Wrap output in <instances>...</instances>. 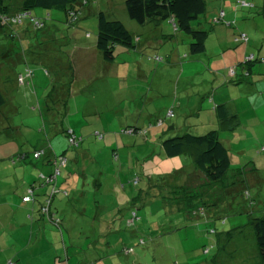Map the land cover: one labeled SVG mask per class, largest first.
Returning <instances> with one entry per match:
<instances>
[{
  "label": "rangeland",
  "instance_id": "obj_1",
  "mask_svg": "<svg viewBox=\"0 0 264 264\" xmlns=\"http://www.w3.org/2000/svg\"><path fill=\"white\" fill-rule=\"evenodd\" d=\"M87 1L77 26H67L63 8H32L43 28L29 18L15 28V38L0 34V78H9L13 104L0 108V197L18 210L32 184L62 171L52 207L61 226L46 217L48 227L37 228L32 240L28 229L20 228V247L0 253V264H264L249 225L252 208L264 207V0H205V14L193 22L208 33L201 54L190 53L191 38L169 21L160 27L159 43L124 50L114 63H106L97 49L98 14L124 23L136 41L140 34L147 37L150 26L129 18L126 0ZM142 57L150 68L145 76L138 64ZM107 68L128 74L112 80ZM29 70L33 77L19 84ZM223 104L236 116L235 125L229 121L223 128L217 121L215 107ZM67 126L83 138L80 149H90L94 161L85 164L86 170L83 162L68 168L59 162L50 169L43 158H34L48 144L52 128L64 136L62 142L49 139L57 155L72 151L63 132ZM128 127L146 130V137L122 134ZM212 130L220 132L230 152L231 171L224 179L228 192L219 203L208 205L206 194L193 200L195 209L178 210L177 201L162 198L159 185L176 169V179L189 173L183 169L192 159L166 157L162 141ZM24 154L28 157L19 160ZM84 172L90 176L81 178ZM74 182L78 189L69 187ZM54 187L34 191L37 217ZM143 189L145 202L133 199ZM246 190L256 206L246 199ZM163 192L173 196L167 186ZM121 203L125 208L132 203L140 220L129 226L128 209L123 226L106 230L100 221L115 216ZM102 241L105 245L95 249ZM124 248L134 253L126 255Z\"/></svg>",
  "mask_w": 264,
  "mask_h": 264
},
{
  "label": "trees",
  "instance_id": "obj_2",
  "mask_svg": "<svg viewBox=\"0 0 264 264\" xmlns=\"http://www.w3.org/2000/svg\"><path fill=\"white\" fill-rule=\"evenodd\" d=\"M16 1L17 0H0V34H6L12 39L15 38L16 35L15 28L20 26L26 19L31 18L30 21L35 23L34 25L37 29L44 27V23L41 20L32 17V8L41 9L44 11L51 10L53 8H63L64 14L66 16V24L68 27H72L73 24L75 25V23L79 21L80 15L85 12L84 9L88 5L87 0H22L20 5L19 2L17 4ZM13 2H16L17 5L12 6ZM125 4L129 18L135 21L138 25L146 26L154 22L155 24H159L162 21L170 20L174 24L175 28L191 38L192 42L190 44V53L192 55H198L205 51V41L207 39L208 33L202 29H196L193 27V22L198 20L206 12L205 0H126ZM136 48V39L134 35H132V33L126 28L124 23L118 20L108 19L104 12H100L98 14L97 49L101 53L102 58L106 63H114L122 51ZM30 71L31 70H29L27 74ZM26 75H20L25 77L24 84L28 82L27 80H29ZM32 77L33 72L30 78ZM5 100L4 94L0 90V106L5 104ZM216 112L222 124L227 125L230 123L229 121L236 119V116H232L230 114V111L225 104L218 106L216 108ZM232 124L235 125L236 121H233ZM130 129L133 130L130 135H135L138 133H142V135H144V130H138V128L134 127L123 129L121 133L125 134L126 131H129ZM63 132L68 138L69 146L74 150H80V147L83 143V138L77 136L73 129L68 126ZM100 136L101 138H104L103 134ZM73 138L75 139L72 143L71 140ZM162 148L163 153L168 158H177L184 155L185 153L187 154L190 152V155L193 156L194 165L203 172L209 181L215 184L224 181V179L227 177V174L231 170L232 162L230 152L227 146L223 143L218 130L209 131L205 135L185 133L181 136H175L162 141ZM192 149H195L196 151L192 153L190 151ZM48 151L49 148H41L40 150L37 149L34 155L37 153H41V155L38 158H34L49 159L48 163L54 165L55 168L58 166V163H62L63 160H66L64 165L67 167L70 165V163L72 164L71 159L65 154L51 155ZM27 157L28 155L24 154L20 155L19 159L25 160ZM56 170H59V174L62 173L61 169ZM56 170L54 173L52 172L49 174V176L42 174L45 179H40V185H37L36 182L31 185L30 189L33 190V198L32 201L28 203H36L38 201L39 196H36L34 193L35 190L54 183L55 189H53V193H47V196L51 195L49 197L45 195L46 199L40 204L41 207L39 212L42 214V216L48 217L52 223L60 227L62 220L56 217V213L58 211L56 210V212H52L55 196L57 195V190L59 189L56 185L58 177L56 176L52 182L47 180L48 178L54 176ZM172 178H174L172 173H169L165 176L167 183H162L159 185L160 195L164 199L177 201L173 203L179 206L181 200L187 199V204L180 206V209H186L187 207L192 208L193 205L190 206L192 203V197L189 198L188 194L185 190H183V188H178L173 185V183L170 182ZM166 186L169 189V194H173V196L169 198L167 197L168 195L164 196L163 190ZM141 191V197H143L145 202V199L147 198V189H143ZM244 195L246 196V199H249L250 205L256 206L255 203L257 201H255L254 197L250 196L248 190L245 191ZM45 207L49 210L47 213L43 212ZM137 211L138 210L136 209H132V217L129 218L127 222L129 226L135 225L136 221L140 220ZM255 213L261 214L257 215ZM133 214H135L136 217H133ZM249 219V225L252 227L256 238L259 256L262 263H264V207L252 208V211L249 214ZM213 232L215 233L216 231L213 230ZM143 243L144 240L142 239L140 244ZM123 251L126 255L134 253L133 248H124ZM206 251L208 252V250ZM97 263H99V261H97Z\"/></svg>",
  "mask_w": 264,
  "mask_h": 264
},
{
  "label": "crops",
  "instance_id": "obj_3",
  "mask_svg": "<svg viewBox=\"0 0 264 264\" xmlns=\"http://www.w3.org/2000/svg\"><path fill=\"white\" fill-rule=\"evenodd\" d=\"M169 21L170 20L162 21L159 24H155V22H154V23L148 24L146 26H143L144 28H147V26H150V27L147 28V31L145 32V34L147 36L145 39L142 38V34H140L137 37V41H136L137 42V48L136 49H138L140 46L141 47H143V46L147 47L150 44H154V42L156 44L159 43L161 41V39L163 38L162 31L161 32L159 31L161 29L160 27H162L164 23H167ZM76 24H77V22L75 23V25ZM75 25L73 24L72 27H74ZM175 29H177V28H175ZM157 32H159V33H157ZM142 59H143V57L140 58V61L138 62V64L141 66V71L143 72V74L145 76L146 73L150 72V68H149L147 63L142 61ZM104 71L105 72L107 71V73H105V74H107L109 79H112V80H116V79L122 78V75H124V74L127 75L128 74L127 69H124V73L123 74L119 73L118 75H117V73H115L113 71L112 68L111 69L107 68ZM120 74H122V75H120ZM5 78H0V90L3 92L4 97L6 99L5 100V104L1 105L0 108L5 107L7 104L9 106L10 105L13 106V104H11V100H12L11 96L12 95H11V92L8 91L9 78L8 79H5ZM14 80L17 81V77ZM218 106H220V105H218ZM218 106L215 107V114H216L217 121L220 122V119H219L218 114L216 112V108ZM53 123H56V121L54 120ZM222 125H223L222 126L223 128H226L225 124H222ZM57 127H58V125H57ZM70 128H72V127H70ZM73 131L75 133H77V129H73ZM57 133L58 132L56 130H53V128H52V130L50 131V135L46 134L47 140H48V144H46L45 148H49L48 152L51 155L52 154H54V155L58 154L57 151L53 148V144H52L53 142L49 141V139H51V136H53V138L55 140H58V141L60 139L62 140V138H64V136H61L60 134H57ZM143 133L146 134V130ZM122 134H124V133H122ZM125 135H130V133H127V134L125 133ZM139 135H141L140 137H146V136H142V133H139ZM130 136H136V135H130ZM104 138H105V136H104ZM59 142H62V141H59ZM59 144H61V143H59ZM49 145H50V147H49ZM68 145H69V143H68ZM59 148H63V147L60 146ZM70 149H72V151H69L70 152L69 157L71 159V162H72L73 166H75L76 163L79 164V163L83 162L84 163L83 168L86 170L87 169V165H85V164H87L89 162L92 163L94 161V159L91 157L92 154L90 152V149L74 150L71 147H70ZM161 149H162V153H163L162 146H161ZM190 151L192 153H194L196 150L192 149ZM66 152L67 151L65 150L61 154H65L68 157V153L69 152L68 153H66ZM186 155H188L192 159V163H191V165L188 164L187 165L188 167L184 166L183 170L189 169L188 170L189 173H186V174L184 173L183 177L180 176L179 179L178 178L176 179L175 178L176 177V173L178 172V170L176 169L175 171L172 172V174L174 175V178H172L170 182L173 183V185H175L178 188H183V190H185L186 193L188 194L189 198H191V197L194 198V199L191 198L192 203H193V200H196L198 196L200 197V196H204L206 194H209V195H207L208 198H209L208 202H207L208 205H212V204H216V203L221 202L220 197H222V195H226L227 192H228V189L226 188V186L224 187V185H225L224 181L219 182L218 184L217 183L215 184V183H212L211 181H209L207 179V177L203 174V172L194 165L193 156L190 155V152H188ZM19 160H21V159H19ZM48 161H49V159H44L43 164H44V166H50V169H51L52 166H51L50 163H48ZM14 163H16V161H14ZM80 176H81V178L83 177L85 179V178H88L90 175H88V173L84 172V173H81ZM256 176L257 175L254 174V177L257 180L255 183L258 185V179L256 178ZM78 186H79V182H76L75 184L69 185V187L76 188V189H78ZM213 187H214V189L212 191L209 190L210 188H213ZM40 189H42V188H40ZM96 189H97V184H96ZM75 193H77V191ZM135 193H134L135 195H134L133 199L136 196L141 197V195H142V191H140L139 194H138V192H135ZM25 195L22 196V202L20 203V206L18 207V210H16V204L14 202L10 201L9 199L2 201V198L0 197V253H4V256L10 250H13V248H15L16 246L20 247L19 244H20V242L23 241V239L21 241V238L16 235V232L19 231L20 228L28 229V233H29L28 236H31V240H32V238L36 235L35 232H36L37 228L40 229V231L42 232V230H45L48 227V225L45 224V222H47L46 216H42V214L40 212H39L40 214H39L38 217L35 215L36 203H24L23 202V197ZM59 196H60V194H59ZM131 204L132 203L128 204L129 208H125L124 206H122V205H124V203H121L120 206L115 208L116 209L115 210V212H116L115 216H113L111 218H108L109 221H106V222L105 221H100L101 222L100 224L107 225L106 230H109L110 226H113V227L117 228L118 224H120V226H123L124 223H122V222L125 219V216L128 214L127 210L128 209L129 210L132 209ZM194 204H196V203L192 204L193 205V207H192L193 209H195ZM197 204H199V203H197ZM177 208H178V210H180L179 207H177ZM201 209L203 211L207 212L205 207H201ZM39 210H40V208H39ZM189 210H191L190 207H189ZM57 211H58V209H57ZM16 218H18V219H16ZM29 218H30V220H29ZM111 219H112V222H110ZM20 221H22V222H20ZM42 221H44V223H42ZM51 226H52V224H51ZM41 232L39 233V235H41ZM116 232H119V231H116ZM41 236H43V235H41ZM26 242H28L27 239L25 240V243ZM89 245L91 246L90 243H89ZM103 245H105L104 241H102V243L96 244L95 249H100ZM76 254H77V256H79V259L82 258L81 260H83V258H84L83 256L84 255L79 254V252L76 253ZM7 257H9V256H7ZM60 262H61V260H60ZM55 264H57V262ZM67 264H72V260H69V262ZM82 264H92V263L91 262L85 263V261H84ZM99 264H101V263L99 262Z\"/></svg>",
  "mask_w": 264,
  "mask_h": 264
},
{
  "label": "built area",
  "instance_id": "obj_4",
  "mask_svg": "<svg viewBox=\"0 0 264 264\" xmlns=\"http://www.w3.org/2000/svg\"><path fill=\"white\" fill-rule=\"evenodd\" d=\"M242 39H245V36H244V35L242 36ZM31 76H32V72L30 71V72L26 75V77H27V78H30ZM19 81H20V84H24L25 77L20 76ZM132 132H133L132 129H130L129 131H126V133H132ZM74 139H75V138H73V139L71 140L72 143L74 142ZM40 155H41V153H37V154L34 155V157H35V158H38ZM65 163H66V160H63L62 165H64ZM58 174H59V170H56L54 176L51 177V178H48L47 180H48L49 182L54 181V178H56V176H57ZM32 196H33V190L30 189L29 192H28V194H27L26 196H24L23 201H24L25 203L31 202V201H32V198H33ZM48 211H49V210H48V208H46V207L43 209V212H44V213H47ZM133 217H136V215L133 214Z\"/></svg>",
  "mask_w": 264,
  "mask_h": 264
}]
</instances>
